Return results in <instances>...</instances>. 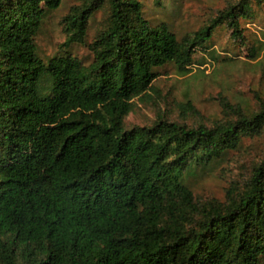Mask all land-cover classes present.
<instances>
[{
    "label": "trees",
    "instance_id": "1",
    "mask_svg": "<svg viewBox=\"0 0 264 264\" xmlns=\"http://www.w3.org/2000/svg\"><path fill=\"white\" fill-rule=\"evenodd\" d=\"M61 4L0 0V264H264V156L222 200H200L189 181L264 132V103L222 101L227 112L211 124L162 112L125 123L165 66L184 76L201 65L198 51L223 58L211 49L216 29L245 47L241 21L264 0H232L180 37L142 0H78L58 21L59 49L43 58L36 39ZM98 10L103 23L87 41ZM246 49L256 59L264 41Z\"/></svg>",
    "mask_w": 264,
    "mask_h": 264
},
{
    "label": "rangeland",
    "instance_id": "2",
    "mask_svg": "<svg viewBox=\"0 0 264 264\" xmlns=\"http://www.w3.org/2000/svg\"><path fill=\"white\" fill-rule=\"evenodd\" d=\"M147 17L166 21L180 37L190 34L208 22L217 9L232 0H159L165 5L154 4V0H142ZM78 0H62L61 6L45 21L36 42L43 58L53 55L63 42L64 34L58 23L60 17ZM105 13L98 10L90 21L87 41L100 29ZM247 47L264 41V10L253 19L241 21ZM211 49L219 61L208 60L204 52H196V59L202 62L192 65L190 73L179 76L172 65L165 66L153 81L148 95L132 99L133 108L125 118L126 125L149 124L158 113L172 118L213 123L224 117L222 101L244 111L255 110L264 103V49L256 59H249L247 47H240L229 38V30L218 28L212 35ZM70 52L84 62L91 54L86 46L74 44ZM189 102L194 111L185 112ZM227 112V111H226ZM264 156V132L243 141L238 151L230 152L222 159L197 171L190 178V187L200 200H222L225 189L234 181L241 182L250 173L251 164Z\"/></svg>",
    "mask_w": 264,
    "mask_h": 264
}]
</instances>
